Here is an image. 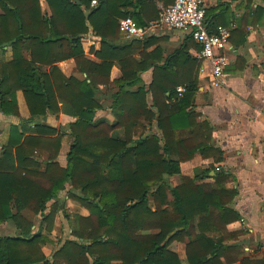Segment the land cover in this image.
I'll use <instances>...</instances> for the list:
<instances>
[{
  "label": "trees",
  "instance_id": "trees-1",
  "mask_svg": "<svg viewBox=\"0 0 264 264\" xmlns=\"http://www.w3.org/2000/svg\"><path fill=\"white\" fill-rule=\"evenodd\" d=\"M91 1L0 0V55L4 44L12 50V60L0 63V113L22 122L0 150V225L16 231L0 237V264H183L174 243L185 244L187 264H258L233 244L245 234L228 231L241 220L232 207L238 191L227 188L233 177L223 171L224 153L195 110L200 61L190 49L200 52V45L190 36L162 63L159 52L148 53L157 39L125 42L120 31L127 17L142 27L158 21V3L168 8L174 0ZM209 17L207 11L214 33L218 25ZM90 33L101 42L99 62L85 55ZM70 60L84 80L65 74ZM115 65L122 77L111 82ZM149 70L145 84L141 74ZM111 84L116 124L95 123L103 109L97 92ZM19 92L30 114L24 121ZM49 114L73 119L65 168L57 162L64 135L37 121ZM197 155L213 164L182 175L181 164ZM176 176L180 184L172 186ZM67 186V199L89 215H75L70 239L49 258L43 247L65 215L59 196Z\"/></svg>",
  "mask_w": 264,
  "mask_h": 264
},
{
  "label": "crops",
  "instance_id": "crops-1",
  "mask_svg": "<svg viewBox=\"0 0 264 264\" xmlns=\"http://www.w3.org/2000/svg\"><path fill=\"white\" fill-rule=\"evenodd\" d=\"M158 7L162 11L161 14L167 9L161 2L158 3ZM258 8L264 9L263 1L207 0V11L210 12L208 19L218 26L227 28L230 34L233 31L237 32L231 34V61L224 72L223 85L212 87L209 69H206V73H201L200 67L203 64L199 63V91L195 110L201 115V121L210 122L214 129L213 144L224 153L223 171L233 177L227 188L238 191L232 207L239 213L241 220L229 225L228 231L245 234L233 244L241 246L247 258L264 264V12L256 14ZM42 9H47L49 13L46 3H42ZM245 31L247 37L242 44ZM151 37L157 41L149 47L148 53L159 52L160 56L163 55L162 63L191 38L183 32L168 28L154 30L147 38ZM126 41L130 40L125 39ZM100 47V39L95 33H90L83 40L85 55L90 61L99 62L94 53L99 51ZM3 48L6 52L0 55V63L10 62L12 50L9 45ZM198 54L197 49L191 47L190 55L198 59ZM63 67L67 76H75L79 80L86 78V75L78 73L73 60L63 63ZM121 77L120 67L115 65L111 71V82ZM141 77L145 84H149L152 70L142 73ZM128 90L134 92L137 88ZM112 94V84L100 87L97 92V99L103 109L97 111L95 123H105L109 126L116 124L111 113ZM17 98L21 119L27 120L30 114L23 93L19 92ZM37 121L38 124L59 128L64 135L57 162L65 168L67 155L75 141L69 130L73 119L64 115L56 118L49 114ZM0 123L1 150L9 143L11 128L22 122L14 116L0 113ZM212 164V159L203 160L197 155L193 161L181 164L182 175L194 176L197 169L207 170ZM179 177L170 180L177 181L175 179ZM67 188L69 189V186ZM15 234V228L11 224L0 225V237Z\"/></svg>",
  "mask_w": 264,
  "mask_h": 264
},
{
  "label": "built area",
  "instance_id": "built-area-1",
  "mask_svg": "<svg viewBox=\"0 0 264 264\" xmlns=\"http://www.w3.org/2000/svg\"><path fill=\"white\" fill-rule=\"evenodd\" d=\"M99 0H92L91 6H98ZM207 0H174L172 6L164 10L160 19L148 26H138L131 17L120 20L121 33L129 39H145L158 27L183 32L200 45L198 60L203 64L201 73L208 68L212 87L223 85V75L230 65V31L218 26L216 32L207 29ZM206 65V67H205ZM183 92L182 88L178 89Z\"/></svg>",
  "mask_w": 264,
  "mask_h": 264
},
{
  "label": "rangeland",
  "instance_id": "rangeland-1",
  "mask_svg": "<svg viewBox=\"0 0 264 264\" xmlns=\"http://www.w3.org/2000/svg\"><path fill=\"white\" fill-rule=\"evenodd\" d=\"M44 8H46V5H44ZM44 12H48L47 9H43ZM120 22V21H119ZM162 29V27H158L156 30H160ZM127 40H132L129 39L127 37H124ZM84 45L86 46V44L84 43ZM177 181H171L170 180V184L172 186H177L180 184L181 181V177H179V179H175ZM179 180V183L177 184ZM206 183H212V180H206ZM70 190L67 188V191L62 192L61 194V201H62V205L65 206V215L67 214V216L69 217V219L65 218V215H63L62 213L59 214V216H57L56 220H55V229L53 231V233L51 235H49V244L46 245L45 247H43V252L47 257H52V255L58 250L60 249V247L63 245V243L67 240L70 239V228L73 227L74 225V220H75V215H79V216H88L89 212L84 209L83 207H81L80 204L68 200L67 199V192ZM66 204V205H65ZM38 225L39 221L36 222ZM38 229V228H37ZM36 229V231H37ZM171 250L175 253H177L181 259V261H183V264H186V253H185V244L182 243H174L171 246Z\"/></svg>",
  "mask_w": 264,
  "mask_h": 264
},
{
  "label": "water",
  "instance_id": "water-1",
  "mask_svg": "<svg viewBox=\"0 0 264 264\" xmlns=\"http://www.w3.org/2000/svg\"><path fill=\"white\" fill-rule=\"evenodd\" d=\"M9 44H4L3 47H8ZM212 176H214V173L211 174Z\"/></svg>",
  "mask_w": 264,
  "mask_h": 264
}]
</instances>
